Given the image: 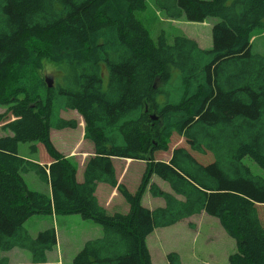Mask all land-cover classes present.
<instances>
[{
    "label": "trees",
    "instance_id": "16d2710c",
    "mask_svg": "<svg viewBox=\"0 0 264 264\" xmlns=\"http://www.w3.org/2000/svg\"><path fill=\"white\" fill-rule=\"evenodd\" d=\"M167 20L217 19L212 47L184 35L171 44L152 39L134 12L144 0H0V75L63 69L55 86L42 76L2 97L15 117L12 135L0 137V254L26 250L31 264H47L56 246L54 228L35 237L24 228L34 215H80L102 229L71 264H152L146 238L158 228L206 214L235 241L230 264H264V54L252 52V34L264 28V0H153ZM62 111H77L93 155L77 169L51 142L52 130L75 129ZM151 115L155 119H151ZM174 138L183 144L173 147ZM41 145L50 163L21 157L18 145ZM144 161L149 185L163 206L141 204L148 181L135 193L118 183L114 160ZM35 173L49 194L29 190L23 174ZM113 188L128 207L108 214L95 196ZM168 264H180L177 253ZM0 257V264H7Z\"/></svg>",
    "mask_w": 264,
    "mask_h": 264
},
{
    "label": "rangeland",
    "instance_id": "374dc122",
    "mask_svg": "<svg viewBox=\"0 0 264 264\" xmlns=\"http://www.w3.org/2000/svg\"><path fill=\"white\" fill-rule=\"evenodd\" d=\"M143 10L135 11L134 15L139 23L147 30L152 39L163 34L167 43L171 44L175 36L184 35L193 39L201 49L210 50L212 47L211 29L215 18H209L202 22H187L181 20H167L163 14L155 8L153 0H144ZM252 52L264 54V28L255 30L252 34ZM14 66L7 67L0 75L2 97L11 100L22 99L23 96L17 91L21 85H30L37 76L55 86L60 80L63 69L56 65L45 62L41 71L30 69L22 72L14 71ZM12 106L0 105V137L12 135L10 125H13L15 117L12 114ZM60 116L66 120H73L75 129H64L62 131L52 130L50 132L51 142L54 147L67 157L76 167L78 180L82 181V169L86 161L93 155L91 144L83 138L84 121L77 111H62ZM172 146L183 144L181 139L174 138ZM38 153L33 154L31 144L21 143L18 145V153L26 159L36 160L47 165L50 159L41 145H37ZM124 160V159H122ZM114 160L117 180L123 184L128 191L135 193L138 187L148 181L146 190L142 196V206L154 209L163 206L161 198H153L149 192V185L155 184L161 190L171 193L167 183L155 175L148 178L144 161ZM243 163L247 165L252 173L264 179V171L251 159L244 158ZM29 190L47 194L48 187L33 172L22 175ZM147 183V182H146ZM97 199L108 214L120 212L125 214L128 207L122 197L105 185L99 186ZM24 228L35 237L40 231L54 228L57 243L53 250L47 253V264H71L75 255L82 249L88 240L101 237L102 229L92 220H85L80 215H34L29 218ZM152 264H168L166 256L171 252L178 254L181 264H230V256L235 252V241L222 229L219 221L213 217L198 215L187 219L171 227L158 228L154 230L145 240ZM0 257H6L7 264H31L29 252L26 250L13 249L10 252L1 253Z\"/></svg>",
    "mask_w": 264,
    "mask_h": 264
},
{
    "label": "crops",
    "instance_id": "0c3cea01",
    "mask_svg": "<svg viewBox=\"0 0 264 264\" xmlns=\"http://www.w3.org/2000/svg\"><path fill=\"white\" fill-rule=\"evenodd\" d=\"M30 160H32V159H30ZM115 160H122V159H115ZM34 161V160H33ZM122 161H125V160H122ZM128 161V160H127ZM34 162H37L36 160L34 161ZM49 164V163H48ZM80 172V171H79ZM79 172L78 173H76V179H77V181H79L78 180V174H79ZM81 176H82V174H81ZM82 180V179H81ZM80 182V181H79ZM118 183H119V181H118ZM102 185H104V184H98L97 185V187H96V191H95V196H96V198H97V191H98V188H99V186H102ZM105 186H107V185H105ZM48 187V186H47ZM108 188H110L109 186H107ZM110 189H113V188H110ZM114 191H116L115 189H114ZM117 192V191H116ZM47 194H49V187H48V190H47ZM99 202V201H98ZM100 204V203H99ZM202 215H205V216H207L206 214H204V213H201ZM201 214H199V215H201ZM52 216H54V215H52ZM195 216H198V215H195ZM195 216H191L190 218H192V217H195ZM208 217V216H207ZM190 218H188V219H190ZM187 220V219H186ZM183 221H185V220H183ZM183 221H181V222H183ZM181 222H179V223H181ZM179 223H177V224H179ZM176 225V224H175ZM174 226V225H173ZM171 227V226H170ZM156 230V229H155ZM152 263V262H151ZM180 264H181V261H180Z\"/></svg>",
    "mask_w": 264,
    "mask_h": 264
},
{
    "label": "water",
    "instance_id": "95a60500",
    "mask_svg": "<svg viewBox=\"0 0 264 264\" xmlns=\"http://www.w3.org/2000/svg\"><path fill=\"white\" fill-rule=\"evenodd\" d=\"M45 82L47 83V86L50 88L51 87V84L48 83V80L46 79ZM151 119H155V116L151 115Z\"/></svg>",
    "mask_w": 264,
    "mask_h": 264
}]
</instances>
